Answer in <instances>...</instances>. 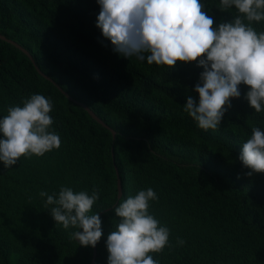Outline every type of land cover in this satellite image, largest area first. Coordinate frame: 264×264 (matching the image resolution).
Wrapping results in <instances>:
<instances>
[{"label":"trees","instance_id":"trees-1","mask_svg":"<svg viewBox=\"0 0 264 264\" xmlns=\"http://www.w3.org/2000/svg\"><path fill=\"white\" fill-rule=\"evenodd\" d=\"M201 3L214 27L242 16L234 6L221 11L220 0ZM99 11L97 0H0V33L114 130L0 38V119L44 95L53 103L48 131L61 140L59 149L21 156L9 168L0 161V264H89L92 247L70 238L80 229L56 223L39 195H58L62 186L99 192L89 215L99 214L103 235L92 264H107L106 237L120 222L114 208L149 187L158 197L149 214L169 229L168 245L150 253L159 264H264V172L247 176L238 158L252 128L264 131V110L250 107L241 84L218 128H199L183 108L189 96L198 102L203 68L119 55L96 25ZM251 26L260 33L264 20Z\"/></svg>","mask_w":264,"mask_h":264},{"label":"clouds","instance_id":"clouds-1","mask_svg":"<svg viewBox=\"0 0 264 264\" xmlns=\"http://www.w3.org/2000/svg\"><path fill=\"white\" fill-rule=\"evenodd\" d=\"M100 11L96 25L124 57L135 56L148 64L166 65L197 62L203 68L194 86L198 102L187 97L183 110L205 131L216 130L231 106L230 98L241 95L239 85L248 86L245 99L257 113L264 110V31L257 33L253 21L264 20V0H220L221 11L235 7L239 14L230 22L214 27L201 0H97ZM247 21L245 23L244 21ZM147 53V55H145ZM23 106H10L0 119V161L5 168L21 156H43L59 149L58 134L49 132L53 103L41 94L23 100ZM239 160L250 169L264 172V131L252 128L242 145ZM46 197L50 214L64 229H80L70 234L81 246L95 247L103 235L98 213L89 215L99 192H74L61 187ZM151 188L139 190L114 208L120 218L115 231L106 237L107 264H159L150 253H160L169 242V229L149 214V201L157 200ZM182 245L184 241L178 239Z\"/></svg>","mask_w":264,"mask_h":264},{"label":"water","instance_id":"water-1","mask_svg":"<svg viewBox=\"0 0 264 264\" xmlns=\"http://www.w3.org/2000/svg\"><path fill=\"white\" fill-rule=\"evenodd\" d=\"M0 38L4 39V40H7L9 41L10 43L14 44L15 46H17L19 49H21L22 51H24L28 57L30 58V60L32 61V63L34 64L36 70L41 73L44 77L50 79L59 89L60 91H62L66 96H68L70 99L76 101L77 103H79L80 105H82L87 111L88 113L95 119L97 120L98 122H100L103 126L107 127L110 129L111 133H112V136L114 135V130L108 126L99 116H97L95 114V112L89 108L86 104H84L83 102H80L74 98H72L66 91H64L53 79H51L47 74H45L44 72H42L40 70V68L34 63L33 61V58L30 54V52L24 48L21 44H19L17 41L11 39V38H8L7 36H5L4 34L0 33ZM116 173H117V170H116ZM118 175V174H117ZM116 186H117V197L120 196L121 194V182H120V178L119 176H117V179H116ZM80 231V230H78ZM94 257H95V247H92V255H91V258H90V261H89V264H92L93 263V260H94Z\"/></svg>","mask_w":264,"mask_h":264}]
</instances>
